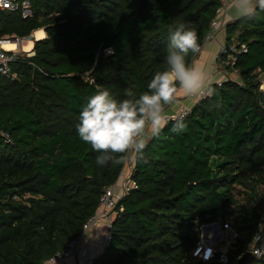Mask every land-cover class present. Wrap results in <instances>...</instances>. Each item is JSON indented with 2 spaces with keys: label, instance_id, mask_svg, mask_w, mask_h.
<instances>
[{
  "label": "trees",
  "instance_id": "obj_1",
  "mask_svg": "<svg viewBox=\"0 0 264 264\" xmlns=\"http://www.w3.org/2000/svg\"><path fill=\"white\" fill-rule=\"evenodd\" d=\"M32 13L0 8V36L41 29L33 53L0 74V264H37L77 237L98 209L103 188L124 164L100 167L76 130L81 106L95 91L117 99L147 90L165 67L170 29L177 21L201 44L219 0H30ZM233 53L212 82L210 98L190 106L186 129L149 140L147 163L132 162L131 189L110 225L111 239L94 264H223L191 251L199 226L219 215L235 231L226 248L233 264L249 246L264 264V10L224 23ZM28 37V36H27ZM106 48H111L109 53ZM196 54V53H195ZM195 54H189L190 66ZM219 104V107L216 105ZM16 195L17 198L13 196ZM250 263V264H251Z\"/></svg>",
  "mask_w": 264,
  "mask_h": 264
},
{
  "label": "clouds",
  "instance_id": "obj_2",
  "mask_svg": "<svg viewBox=\"0 0 264 264\" xmlns=\"http://www.w3.org/2000/svg\"><path fill=\"white\" fill-rule=\"evenodd\" d=\"M232 6L237 15L251 18L257 6L264 10V0H233ZM199 49L197 32L177 21L174 30L170 29L165 67L154 72L146 91L137 96L130 87L124 98L117 99L108 89L95 85L94 93L81 106L76 130L80 139L99 153L98 166L147 163L144 150L149 140L158 138L169 120L172 133L186 129L187 111L169 117L165 110L176 103L180 90L185 97H196L197 102L214 95L212 82L187 64L189 54Z\"/></svg>",
  "mask_w": 264,
  "mask_h": 264
},
{
  "label": "built area",
  "instance_id": "obj_3",
  "mask_svg": "<svg viewBox=\"0 0 264 264\" xmlns=\"http://www.w3.org/2000/svg\"><path fill=\"white\" fill-rule=\"evenodd\" d=\"M233 0H219V5L216 8V14L211 18L209 22L210 29L207 33L208 37H214V32L211 30L212 27H215L217 25H220L223 23L222 14L225 11L227 5L232 2ZM0 8L3 9H9V10H17L19 9L22 16H27L32 13L31 9V2L30 0H0ZM31 34V33H30ZM29 35V37H31ZM27 36H18L14 33L12 34H3L0 36V74L6 75L8 77H13L14 73L10 70V63L17 59V57L20 54H23L19 51V48L23 49V40ZM36 39V38H35ZM5 42H13L16 45H18L15 48H8L4 45ZM201 47V46H200ZM245 44L241 43L240 47L237 48L235 46V42H221L219 44V51L216 55L217 58V66L223 67L230 65V63L234 60L233 53L237 50H245ZM24 50V49H23ZM111 51V48H106L105 52L109 53ZM31 53H25L27 55L32 54ZM261 78V77H260ZM261 83L259 85V88L263 89V82L264 79L261 78ZM191 107L188 105H181L179 108H177L174 111L171 112H165L166 116L172 117L176 116L178 114H182L183 112L187 111V113L190 111ZM0 133L4 136L5 140L8 142H11V138L9 134L5 131H0ZM132 170V168H131ZM131 170H129L126 173H122L119 177V179L107 186H105L99 196V204L98 209L91 214L88 219L83 224V230L82 232L77 236L71 238L69 241H67L60 249L55 250L51 255H49L45 260L37 263V264H66V261L68 258L73 256L76 253L77 243L82 236V234L90 229V227L97 221L101 220L103 222V233H102V241H101V248L103 249L106 245L109 244L111 235H110V225L111 221L114 218V216L118 213L119 210L122 209V206H117V201L126 192H128L132 187V181L130 179V173ZM120 188V193H117L116 188ZM14 198H17L16 195L13 196ZM261 218L264 220V211L261 214ZM229 218H223L221 215H219L216 219L206 222L203 226L206 228L205 234L203 237L200 238L196 246L192 249L191 253L192 255L199 257L201 260L206 261L210 260L213 256L217 254V259L221 263L225 264L228 262V255L227 250H221L214 248L217 241H215L214 237L211 236L210 232L208 231L211 227H215L216 229H228L231 228ZM233 237L235 235V231L233 230ZM222 239V235H221ZM248 249H251L253 254H255L256 257H260V255L263 253V249L260 247H254L249 246ZM87 249L83 247L80 251L81 256L84 258V264H94V258L95 257H86ZM256 264V263H251Z\"/></svg>",
  "mask_w": 264,
  "mask_h": 264
},
{
  "label": "crops",
  "instance_id": "obj_4",
  "mask_svg": "<svg viewBox=\"0 0 264 264\" xmlns=\"http://www.w3.org/2000/svg\"><path fill=\"white\" fill-rule=\"evenodd\" d=\"M233 1L230 2L225 11L222 14L223 23L212 27L211 30L214 32V37H208L201 44L199 51L193 57L190 68L193 70L199 71L206 81L217 82L230 77L233 72L227 71L217 66L216 55L219 51V44L225 40V31L223 25L230 19L236 18L237 13L232 6ZM44 34L45 31L42 27ZM34 32V31H33ZM264 72V71H263ZM177 101L175 104L168 107L165 112H171L179 108L181 105L191 106L195 101L196 97H185L183 91L180 90L177 92ZM132 162L125 163L123 166V172L126 173L132 168ZM121 173V174H122ZM117 193H120V188H117ZM103 233V222L101 220L95 222L90 229L86 230L82 236H80L81 249L85 247L87 249L86 257H96L102 250L101 241ZM81 251V250H80ZM66 264H84V258L77 251L76 253L67 259Z\"/></svg>",
  "mask_w": 264,
  "mask_h": 264
},
{
  "label": "rangeland",
  "instance_id": "obj_5",
  "mask_svg": "<svg viewBox=\"0 0 264 264\" xmlns=\"http://www.w3.org/2000/svg\"><path fill=\"white\" fill-rule=\"evenodd\" d=\"M31 34L33 35V31L31 32ZM24 39L26 41L27 37H25ZM31 39L33 40V43H34L35 37L31 36ZM32 47H33V44H32ZM19 51L22 52V53H29V52L31 53V51H33V49L31 48L29 50H25V49L23 50L22 48H19ZM221 68L224 69L223 67H221ZM231 76L236 77V74L233 72L231 74ZM260 77L264 79V72H260ZM262 88H264V82H263ZM261 211H264V207L261 209ZM204 224H201L199 226V229H200V232H201V237L204 236L205 230H206V228L203 226ZM208 231L210 232L211 236L214 237L215 241H217V243L215 244L214 248L216 247L217 249L224 250V249L229 247L230 243H232V240H233V236L232 235L234 233L232 228L216 229L215 227H211ZM221 235H222V239H221ZM80 244H81V240L79 239L78 243H77V251L79 253H80V250H81Z\"/></svg>",
  "mask_w": 264,
  "mask_h": 264
},
{
  "label": "bare ground",
  "instance_id": "obj_6",
  "mask_svg": "<svg viewBox=\"0 0 264 264\" xmlns=\"http://www.w3.org/2000/svg\"><path fill=\"white\" fill-rule=\"evenodd\" d=\"M33 36H34L35 38H38V39H39V38L45 36V34H44L43 30L38 29V30H35V31L33 32ZM22 43H23V49H25V50H29V49L32 48L33 40L31 39V37L28 36L27 39H26V41H25V39H24ZM4 45H5L6 47H8V48H15V47L18 46V45H16V44L13 43V42H5Z\"/></svg>",
  "mask_w": 264,
  "mask_h": 264
},
{
  "label": "water",
  "instance_id": "obj_7",
  "mask_svg": "<svg viewBox=\"0 0 264 264\" xmlns=\"http://www.w3.org/2000/svg\"><path fill=\"white\" fill-rule=\"evenodd\" d=\"M30 36H33L30 34ZM37 39V38H36ZM256 256L253 254L251 249H245L238 258L234 261L233 264H250L255 260Z\"/></svg>",
  "mask_w": 264,
  "mask_h": 264
}]
</instances>
